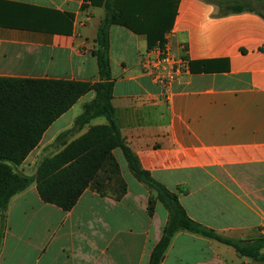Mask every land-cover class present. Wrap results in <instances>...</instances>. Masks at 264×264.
Instances as JSON below:
<instances>
[{
  "label": "crops",
  "instance_id": "0c3cea01",
  "mask_svg": "<svg viewBox=\"0 0 264 264\" xmlns=\"http://www.w3.org/2000/svg\"><path fill=\"white\" fill-rule=\"evenodd\" d=\"M115 1L128 25L109 29L112 104L141 167L178 194L197 223L236 242L264 234V17L257 13L264 0H252L257 12L227 15L219 0ZM106 16L105 0H0V76L99 82L94 51ZM163 17L172 19L164 34L172 52L190 60L168 98L142 67L151 24ZM94 97L89 92L57 119L19 170L33 175L42 153L83 135L89 126L76 121ZM115 156L128 184L120 201L87 189L64 211L44 202L35 184L15 195L0 264H149L168 212L159 204L149 216L150 191L122 151ZM161 264L263 263L180 231Z\"/></svg>",
  "mask_w": 264,
  "mask_h": 264
},
{
  "label": "trees",
  "instance_id": "16d2710c",
  "mask_svg": "<svg viewBox=\"0 0 264 264\" xmlns=\"http://www.w3.org/2000/svg\"><path fill=\"white\" fill-rule=\"evenodd\" d=\"M217 5L223 8V15L255 11L252 0H219ZM105 7L107 16L99 28L94 51L99 65V82L0 76V212L3 222L11 199L33 184L44 202L64 211L72 210L87 189L122 200L128 185L121 176L115 156V151L121 150L134 177L158 193L157 198L163 201L169 213L149 264H161L173 237L180 231L231 245L240 256L264 264V234L236 242L197 223L188 216L178 194L168 190L141 167L121 133L112 104L109 29L114 24L128 25V21L122 17L115 0H105ZM257 13L264 17L263 13ZM162 19L151 24L148 50L157 43L166 42L164 34L171 29L172 19ZM91 91L95 97L76 121L81 126H89L88 130L64 143L58 152L44 157L33 175L20 173L18 167L40 144L49 127ZM98 117L107 122L91 125ZM157 198L149 199L150 217L156 212Z\"/></svg>",
  "mask_w": 264,
  "mask_h": 264
},
{
  "label": "built area",
  "instance_id": "2783aa9c",
  "mask_svg": "<svg viewBox=\"0 0 264 264\" xmlns=\"http://www.w3.org/2000/svg\"><path fill=\"white\" fill-rule=\"evenodd\" d=\"M142 67L150 79L162 89L165 98L170 96L172 84L190 71V60L174 54L169 43H157L142 58Z\"/></svg>",
  "mask_w": 264,
  "mask_h": 264
},
{
  "label": "rangeland",
  "instance_id": "374dc122",
  "mask_svg": "<svg viewBox=\"0 0 264 264\" xmlns=\"http://www.w3.org/2000/svg\"><path fill=\"white\" fill-rule=\"evenodd\" d=\"M91 102V101H90ZM90 102H88V103H86L84 106H83V112H82V114L85 112V110H86V106H88V104L90 103ZM80 110V104L79 105H77L76 106V111L78 112ZM78 126L80 125V124H77ZM56 147V146H55ZM55 149V148H54ZM54 149H50V150H48V151H45L44 153H42V155H43V158L45 157V156H47V155H50L51 153H53V151H55ZM41 155V156H42ZM41 156H40V158H41ZM43 158H41V159H43ZM118 160V159H117ZM126 160V159H125ZM119 162V161H118ZM127 162V161H126ZM120 164V163H119ZM127 166H128V163H127ZM20 167V166H19ZM19 167H18V171L20 172V173H23V172H21L20 170H19ZM129 167V166H128ZM120 169H121V166H120ZM24 174V173H23ZM127 175V177H128V179L130 180V181H132V179H130L129 178V175H128V173L126 174ZM121 176H122V178L126 181V179L124 178V176H123V172H122V170H121ZM137 179V178H136ZM138 180V179H137ZM139 181V180H138ZM139 182H141V181H139ZM126 183H127V181H126ZM142 184H144L146 187H147V189L150 191V196H149V199H150V197H153V198H157L158 197V193L155 191V190H153L152 188H150L148 185H146L145 183H143V182H141ZM128 185V184H127ZM114 190V186H112V191ZM157 204H156V209H157V205H162V206H164V208L167 210V212H168V209L166 208V206H165V204L163 203V201H160L158 198H157ZM148 202H149V200H148ZM0 216H1V212H0ZM168 217H169V213H168ZM168 220V219H167ZM4 226H5V221L3 222V220H2V217H1V226H0V237L2 236L3 237V229H4ZM1 242V241H0Z\"/></svg>",
  "mask_w": 264,
  "mask_h": 264
}]
</instances>
